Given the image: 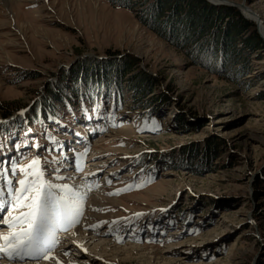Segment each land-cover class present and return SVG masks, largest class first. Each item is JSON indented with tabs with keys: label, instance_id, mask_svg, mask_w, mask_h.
Returning a JSON list of instances; mask_svg holds the SVG:
<instances>
[{
	"label": "rangeland",
	"instance_id": "obj_1",
	"mask_svg": "<svg viewBox=\"0 0 264 264\" xmlns=\"http://www.w3.org/2000/svg\"><path fill=\"white\" fill-rule=\"evenodd\" d=\"M229 1L244 2L264 24V0ZM136 2L15 0L7 8L0 0V219L9 215L8 189L23 178L9 171L12 162L39 157L53 184L81 193L92 183L79 224L88 239L107 237L112 248L86 246L85 264H264V47L245 50L248 67L238 73L220 53L173 43L172 23L158 32ZM217 20L210 37L223 30ZM181 27L184 18L175 31ZM124 56L167 87L169 103L150 100L157 89L135 97L114 84V109L112 98L99 100L107 116L79 115L66 102L67 125L36 124L33 111L53 99L52 90L63 84L70 94L81 85L74 71ZM73 227L58 233L56 245L67 246Z\"/></svg>",
	"mask_w": 264,
	"mask_h": 264
},
{
	"label": "trees",
	"instance_id": "obj_2",
	"mask_svg": "<svg viewBox=\"0 0 264 264\" xmlns=\"http://www.w3.org/2000/svg\"><path fill=\"white\" fill-rule=\"evenodd\" d=\"M108 1L114 6L126 8H131L130 4L137 1L136 4L143 6L141 8V15L143 18L145 17L144 20H147L146 16L148 15L155 23L157 27L155 30L158 32L163 31V34L168 33L164 28L158 29V26L160 24L165 26V21L172 23L170 25L174 26V30L171 33L173 43L190 44L193 46V51L195 50L200 53H220V57L224 56L228 65L234 66L232 69L235 68L234 70L238 73H243L248 67V58H244L243 60L240 58L241 54L245 50L253 54L264 47L263 41L256 32L255 24L246 19L239 9L234 6L212 5L206 0ZM145 5L147 8L144 7ZM166 5H168V8L173 7V11H167L165 9ZM147 9H151V11L145 13ZM181 18H184L186 21V27H181L180 30L175 31L177 30L176 26L181 22ZM218 18L222 26H224L223 30L214 31L213 36L210 37L211 29L217 26ZM211 38L212 40L210 41ZM80 73H82L81 79H79ZM74 77L80 82L84 79L78 88L73 89L69 94L68 91H65L67 89H64L63 84L59 85L56 89L52 90L53 99L40 102L37 110L33 111V115L36 113L37 116L38 113V120L36 119L38 126L41 127V125L50 119L59 121L61 125H67V119H70V115L67 113L66 102L69 103L67 106H69L70 110L77 111L79 115L89 113L93 114L94 118L107 116L108 112L104 110L102 103L112 98L110 102L114 109L117 104L116 96H118L114 89H112L114 84L125 85L124 87L127 85L135 97L144 95V98H147L148 95L157 89V93L151 95L150 100L152 102H170L167 87L160 86L156 77L143 71L138 66V61L134 57H120L110 62H103V64L97 65L95 68L84 67L79 72L74 71ZM100 99H103V101L99 102ZM142 102L145 105L150 103L147 107L153 105L150 101H140V104ZM99 106H102V114L98 112ZM94 110H96V114L92 113ZM17 125L19 124H13L12 126L17 128ZM211 148L209 147L207 151V161L210 159L209 155L213 153ZM257 181L258 188H261V180Z\"/></svg>",
	"mask_w": 264,
	"mask_h": 264
},
{
	"label": "snow or ice",
	"instance_id": "obj_3",
	"mask_svg": "<svg viewBox=\"0 0 264 264\" xmlns=\"http://www.w3.org/2000/svg\"><path fill=\"white\" fill-rule=\"evenodd\" d=\"M40 165L36 157L25 166L13 161L9 170L21 173L23 178L16 181L18 187L8 189L9 215L0 219V224L10 229L0 233V253L8 258L49 259L51 247L59 242L58 233L79 222L81 206L74 187L46 180Z\"/></svg>",
	"mask_w": 264,
	"mask_h": 264
},
{
	"label": "bare ground",
	"instance_id": "obj_4",
	"mask_svg": "<svg viewBox=\"0 0 264 264\" xmlns=\"http://www.w3.org/2000/svg\"><path fill=\"white\" fill-rule=\"evenodd\" d=\"M3 3L5 5V7L8 8V6L10 5L9 3H13L15 2V0H2ZM11 11V10H10ZM245 14L250 17V18H257V16H255L254 14V10H252L251 8H247V10H244ZM261 20L260 25H261V29L264 33V24L261 18H259ZM23 26V24H22ZM22 28V27H21ZM21 28H18L19 30H21ZM98 163V162H97ZM91 164L94 165V163L92 162ZM96 165V164H95ZM96 176V174H95ZM75 178V177H74ZM76 179V178H75ZM88 180V179H87ZM92 180V179H91ZM86 181V180H85ZM84 181V182H85ZM94 182V181H93ZM84 185V184H83ZM86 185V184H85ZM81 187V186H80ZM83 187V186H82ZM92 187V183L89 184L87 186V189L85 188L84 192H79L78 190L76 191L78 194V200L80 202V200L82 199V197L87 193V191H89L88 189H91ZM96 188V187H94ZM81 190V189H80ZM92 190V189H91ZM95 191V189H94ZM96 193V192H95ZM88 194V193H87ZM101 194V193H100ZM98 193V195H100ZM91 197H96L98 195H92L90 194ZM5 196L2 192H0V201H3L5 203ZM11 198V196H9ZM94 199V198H93ZM83 202V201H82ZM3 203H0V209L3 207ZM10 205V204H9ZM82 205V204H81ZM79 221V218H78ZM81 222V221H80ZM73 227V226H72ZM88 227V226H87ZM81 224H79V222L72 228V231L70 233L72 234H67L66 236H68L67 238H63L66 241L67 246L64 248V246H59L58 244L53 245L51 247V251H50V255H49V259L43 261V263L41 264H68L71 262V264H85L87 261H91L90 260V256H89V252H87V249L85 250L86 246H92L93 248H98V252H102L103 250L105 251V249H109L111 250V246H109V244L111 243L109 241V239L106 238H99L100 240L95 239L93 236H90L89 239L87 236V234L84 232L85 230H83ZM87 229V228H86ZM10 229L8 228L7 225H3L0 224V233H7ZM87 231V230H86ZM63 232V231H61ZM62 234V233H61ZM89 234V233H88ZM60 235V234H59ZM92 235V233H91ZM94 235V234H93ZM62 238V237H60ZM97 241V242H96ZM69 242V243H68ZM74 246V253H71V251H69L71 253V256L66 254V250L70 247ZM116 247V246H115ZM116 250H119L116 248H113ZM112 249V250H113ZM58 252V253H57ZM74 255H77L74 257ZM42 258V257H41ZM40 259V258H39ZM35 258H30V257H25L23 259H19V258H8L6 257L3 253H0V264H40V260H36L34 261ZM34 261V262H31ZM42 262V261H41ZM68 262V263H67Z\"/></svg>",
	"mask_w": 264,
	"mask_h": 264
},
{
	"label": "water",
	"instance_id": "obj_5",
	"mask_svg": "<svg viewBox=\"0 0 264 264\" xmlns=\"http://www.w3.org/2000/svg\"><path fill=\"white\" fill-rule=\"evenodd\" d=\"M209 1H211V2L214 3V4H219V5H230V6H234V7L239 8V9L241 10V13H242L247 19H250V20L256 22L257 27H258V30H259V33H260V35H261V36L263 37V39H264V33H263L262 29H261V25H260L261 20L259 19V18H260L259 14H257L255 11H253L254 14H255V16H257V18H255V19L246 16V14L244 13V10H247V8H249V6H247L244 2H240V3H239V2L229 1V0H209ZM243 9H244V10H243ZM250 220H251V222H253V219H252V218H250Z\"/></svg>",
	"mask_w": 264,
	"mask_h": 264
}]
</instances>
